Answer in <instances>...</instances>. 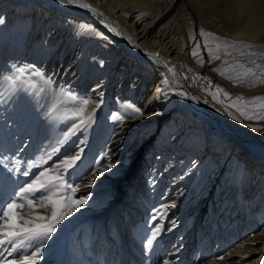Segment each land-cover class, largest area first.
I'll list each match as a JSON object with an SVG mask.
<instances>
[{"label":"bare ground","instance_id":"obj_1","mask_svg":"<svg viewBox=\"0 0 264 264\" xmlns=\"http://www.w3.org/2000/svg\"><path fill=\"white\" fill-rule=\"evenodd\" d=\"M82 4L90 7H82ZM189 10L196 18L206 67L213 70L222 83L220 92L224 101L204 85H197L186 77V71L204 68L202 63L195 65L191 60L193 47L198 46L197 43L192 45V24L187 28L179 18V15L189 16ZM0 19L3 21L0 23V90L8 88L4 78L11 75L13 66H35L51 79V83L45 85L38 77H31L36 84V89L32 90L17 86L21 93L17 97L19 105L0 104V110H4L0 111V122L10 114L24 115L30 111L36 121L34 129L39 130V124L48 119L50 111L60 114L58 112L68 110V117L78 124L79 118L72 115L77 106H72L71 101L62 96L63 89L90 100L85 112L92 114L93 120L79 130L93 133L101 129L98 133L103 134L106 127L108 139L103 151L106 163L94 167L95 171L88 174L87 181L81 183V188L86 190L81 193L103 186L110 189L100 193V197L107 192H114L118 198L128 196L105 209V215L113 211L120 224L118 243L110 241L109 244L110 264L117 258L119 264L144 262L143 246L129 236L135 221L143 215L136 205L147 203L145 194L153 187L160 186L163 190L165 186L166 179L162 175L157 178L156 172L166 160L161 154L168 145L170 162L164 175L169 177L182 167L186 169L162 197V200H172L168 203L170 215L178 218L179 227L177 224L172 228L185 226L197 210L200 217L187 231L186 238L192 234L190 243L183 246V242L179 248L168 249L161 264H190L188 255L193 252V240L199 232L203 234L201 240L207 241V247L212 246L218 236L220 239L227 236L232 227L237 230L234 219L245 214L241 202L248 200L251 192L252 198L264 187V99H257L264 98V83L260 82L264 80V70H260L259 62V57L264 55V0H78L72 4H61L59 0H0ZM201 30L205 35H201ZM209 33L213 35H207ZM255 52L259 54L258 62L239 57L242 53H251L252 57ZM221 65L226 66L219 69ZM27 92L37 93L30 106L23 103L29 102L23 101ZM230 96L232 98L226 100ZM125 102L141 108L144 114L134 118L125 116L123 122L113 121L111 114L121 111ZM109 107L114 109L111 114L107 113ZM146 126H152V130L147 136L150 140H141L142 146L146 149L157 139V149L163 148L151 163L144 161L142 173H133L136 166L119 175L122 171L119 159ZM201 138L204 141L199 148L196 144ZM27 144L19 150L20 156L29 148ZM87 150L85 147L84 152ZM184 156L188 162L180 159ZM109 163L114 167L109 169ZM193 178L198 180L191 189L189 182ZM220 181V191H214ZM156 191L158 189L152 193L155 200L159 194ZM39 201L46 199L42 197ZM190 204L194 205L188 207ZM251 205V208L257 207L255 203ZM206 208L209 211L205 218ZM224 209L228 215L232 210L235 213L230 225L221 226ZM95 213L91 215L100 218L99 213ZM125 215L129 223H124ZM262 230L235 243L223 254L217 252L220 249L217 245L214 257L201 264H239L257 255L264 264V253L254 248L259 243L264 247ZM172 233L174 231L169 229L159 237ZM96 243L101 245L100 240ZM113 247H118L120 255Z\"/></svg>","mask_w":264,"mask_h":264},{"label":"rangeland","instance_id":"obj_2","mask_svg":"<svg viewBox=\"0 0 264 264\" xmlns=\"http://www.w3.org/2000/svg\"><path fill=\"white\" fill-rule=\"evenodd\" d=\"M188 14L189 16L183 17L179 15V18H181V24L187 28L189 26V23L192 24V31L194 33V41L192 42V45L193 43H197L198 46L194 45L193 52L195 51L196 55L191 54V60L195 65H200V63H202V66H204V68L202 71H186V77H189V80L197 85H204L209 90V92L214 94L215 97L220 98L224 101V97L221 95L220 92V85H222V83H220L219 80L216 78L215 72L209 69V67H206L207 62L202 52L203 48L201 44V39H199L196 31V18L190 10L188 11ZM254 55L251 57V53L250 55L249 53H242L239 57L245 56L247 58V61L252 60L255 62H258L259 59H261L259 61L260 70H264V55H261L259 59H256V56H258L259 54L256 53V55ZM224 67H222V65L218 66L219 69H224ZM27 93L28 94L24 96L25 99L22 100L29 101L23 103H25V105L30 106L37 98V93ZM18 96H21V93L16 91V94L13 95L11 99L7 100L6 103L13 106L19 105L17 98ZM231 98V96L227 97L226 100L229 101ZM70 101L72 103V106H77L76 101ZM0 111L4 110L1 109ZM55 111L53 110L49 112V115L47 116L48 119L45 118L39 124V130L34 129L36 121L34 116H31L30 111L28 113H24V115L23 113H19L16 115L14 114V116L10 114V116H7L5 120L0 122V157L5 158V160H11L12 158L18 157L22 162L37 161L41 156H45V153L51 152L52 148H59L58 152L52 154V158L50 160L47 159V157L45 156L46 162L44 164L39 165L38 167L28 169L27 164L22 163L21 172L27 170L29 172V176L27 177L23 176L20 173H17L15 175L7 173V175L12 177V179L0 182V206H6L7 202H10L12 198H15V192L18 191L20 187H23L25 184L30 183L31 180L34 179L40 171H43L46 168L51 169L52 171L50 172V175L53 176L62 173L65 176L66 180L69 183L73 184V186L76 187L77 190L73 192L68 190L67 188H59L56 190V196L53 197V199H59L61 205L70 201L79 200L82 197H88V199L83 205L79 206L75 211H73L71 215H65L64 218L56 225V231L52 234V237L49 238L45 243L40 245V253L39 256L36 257L35 264H110L111 258L109 256V244L110 241L118 243V232L120 230V224L116 220L118 216L116 217L113 211H110L108 212V214L105 215V213H107V210L105 211V209L108 207V205L112 204L113 202L117 201L120 203L121 200H123L124 198H128V196L118 198L117 196H114V192H107L103 196H101V198L98 195L110 189V187L105 188L103 186H100V188H97L94 191L85 192V194L83 193V195L81 193L82 191L86 190L81 188V183H85L87 181L86 178L88 177V174L90 172L95 171L94 167H100L103 163H106L105 159L107 158V156L106 154H104L103 151L105 149V143L108 139V132L106 131V127L105 131H103V134L102 132L101 134L98 133L101 129H99L98 132L92 133V131H88L85 129L79 130L77 128L74 133L69 136L67 141H65L63 145H60L58 142L64 138V134L69 131L75 121L73 120V118L68 117V110H66V112L64 113L58 112L60 114H54L56 113ZM107 111L108 114H111L112 112H114V109L112 107H109ZM167 121H170V119H168ZM186 124L189 125L188 123ZM55 130H58V132L54 133ZM151 130L152 126L144 127L127 146V151H125V153L122 155V158L119 159V162L122 163V171H119V175L123 173V170H133V168L136 166L137 170H135L133 173H142L145 170V168H141L144 164V161L148 160L149 163H151L154 157L157 156L158 151L163 148H160V150L157 149L159 145V143L156 142L157 139H154L153 144H150V146L146 149L145 145L142 146V144L140 143L141 140L148 138L150 140V137L147 136L151 132ZM40 132L42 134H40ZM44 133L46 134L44 135ZM35 135L37 136V138ZM200 137H204V135H201ZM33 139L36 141L32 142ZM165 139L168 138L166 137ZM203 139L204 138L197 139L196 146H199L200 148L203 144ZM81 141H83L84 143H81ZM27 143L30 144L29 148L25 153H23V156H20L21 152H19V150H21ZM44 144L49 147L47 148L45 146L44 148ZM77 146L83 148L81 158L77 161V164L73 169H70L67 173H64L63 169L59 166V162L65 156L74 155L77 151ZM85 147H88L87 152H84ZM169 147V145L165 147V152H162L161 155L164 154V157L166 158L163 159L166 160L160 163L159 170L157 169L156 172L157 178L162 175L166 179V181H164L165 186H163V190H160L162 189L160 186H158L159 188L157 186L153 187L152 189H150L149 194L147 193L145 194L146 197L144 196L145 201L147 200V203H144L143 205H136L137 207H139L140 210L143 211V215L139 218V221H135L134 228L133 230H131V234L129 236L130 239H134L136 243L143 246V249L145 250H143V252L146 253V256L143 257V264H161L164 260V256L168 252V249H171L174 246L176 248H179L180 246H182L183 242L185 243V245L183 246L188 245L192 238L190 237V235L192 234H190L186 238L187 231L191 227L192 222L197 217H200V211L197 210L195 213L190 215V219L188 222H186L185 226L181 228H176L177 233H175L176 229L172 228L178 224L176 223L178 221V218L176 216L174 217L172 213L170 215L171 206L168 205V203L172 202V200H162V197L165 196L164 193L167 191L166 189L169 188L170 184L176 181L177 177L183 176L186 169L182 170L184 168L182 167L179 172L169 177L167 175H164L163 172L168 169L170 162V159H168L171 154V150H168ZM167 152H169V154H166ZM180 159H185V161L187 162L189 161L185 158V156L181 157ZM154 164H156V162ZM5 171L6 170L2 166H0V175L5 174ZM152 171L154 170L152 169L151 172ZM155 180L156 179H153L152 182H155ZM197 180L198 179L193 178L189 182V188L192 189L196 184ZM161 184L163 185V183ZM221 184L222 181L219 182V185H215L216 188L214 189V191H220ZM157 189L158 191H156L155 193L159 194L155 200V195L153 196L152 193ZM47 196L48 191L44 189L29 193L24 199H17V203L20 204L21 207L15 209V211L19 214V216H23L24 220H35L38 216L51 218L53 214V206L48 203L47 199L44 202L39 201L42 197ZM251 196L252 192L251 195H249L248 200H243L244 202H241L240 204V207H243V210L245 211L243 212L245 214L243 216V213L241 212L242 217L240 216L239 218L237 217L236 219H234L236 225L238 224L237 230L232 227L227 236L221 239L218 236L213 240V245L210 246L208 244L207 247V241L201 240V237L203 236L202 232L197 233L195 239L193 240V252L188 255L191 258V261L189 260L190 264H193L194 261H199V264H201L202 262L207 261L211 257H214L213 250L216 249L215 247L217 245H219L220 247L219 251L217 252L223 254L229 249L233 248L235 243L240 242V240L247 238L249 239L251 237L250 235H255L258 233L260 234L263 231L262 229H264V187L261 186L257 194L252 198ZM29 200L32 201V206H29ZM141 201H143V197H141ZM253 203L256 204V208H251V204ZM41 205H47V207H42ZM193 205L194 204H190L188 205V207H191ZM206 209L207 210L203 211V217L205 218L208 215L209 211V208ZM56 210L62 212L63 208L60 207ZM213 210H215V207H213ZM122 211L123 213H126L124 210ZM184 211L180 213H183ZM234 211L235 210H232L229 213V216L227 209H224L222 213L223 218L219 224L221 226L225 224L230 225L231 220L233 221L232 217L234 216ZM95 212L97 214L99 213L98 216L100 218H95L93 215H91ZM121 216L124 215L122 214ZM153 217H155V219H153ZM101 219H103V222ZM124 219L125 223L128 217ZM24 220L17 218V223L23 224ZM126 222L129 223L130 221ZM102 223L103 225H101ZM242 223H245V227L241 229ZM155 225L162 226L163 230L157 235L156 239L153 241L152 247L148 248L147 239L151 237L152 229ZM169 229H172V231H174V234L172 233L170 236L166 235L161 238L159 237L160 235H162V233L167 232ZM101 233H103V235ZM97 240H100L101 245L96 243ZM200 242H202L203 244L200 245ZM38 243L39 241L34 242L33 247H35V244ZM166 243L169 244V246H166ZM254 248L261 249V252L264 253V247H262V244H256ZM114 249L117 254L120 255L118 253V247H113V251ZM0 251L3 250L0 249ZM32 251L33 248H29L27 249V252L13 253L12 255H8L7 251H4V256L8 260L18 261L21 255L29 254ZM257 257L258 255L250 260H243L238 263L246 264L250 262L249 264H262L263 261L258 260ZM119 263L120 261L117 258L114 264Z\"/></svg>","mask_w":264,"mask_h":264},{"label":"snow or ice","instance_id":"obj_3","mask_svg":"<svg viewBox=\"0 0 264 264\" xmlns=\"http://www.w3.org/2000/svg\"><path fill=\"white\" fill-rule=\"evenodd\" d=\"M59 2L61 4H72L77 3L78 0H59ZM81 6L90 7V5L87 4H82ZM2 22V19H0V23ZM201 35H205L203 30H201ZM207 35L213 34L209 33ZM193 55H196L195 51L193 52ZM13 68L14 70L11 75H8L4 78L7 81L8 88L5 90H0V104L6 103L7 100L11 99V97L16 94L17 86H20L26 90L36 89V84L33 82L31 77H38L45 85L51 83V79L46 78L44 73H42L35 66H13ZM248 71H251V69ZM260 82L264 83V80H260ZM61 94L62 96L67 97L69 100L77 102V107L74 108L72 115L79 118V123H73L69 131L64 134V138L58 142L60 145H63L77 128H84L89 125L93 120V115L86 114L85 112L86 106L90 103L89 99L78 98L70 91H65L63 89H61ZM96 107H99V105H96ZM92 111L94 113L95 108ZM143 114L144 113L142 112L141 108L134 104L125 102L121 105V111L112 113L111 119L113 121L123 122L125 116L134 118L136 115ZM81 143L84 142L81 141ZM58 151L59 148L54 147L51 149V152L45 153V156L50 160L52 158V154ZM82 152L83 148L77 146V151L74 155L65 156L60 160L59 166L63 169L64 173H67L70 169H73L76 166L77 161L81 158ZM45 156H41L37 161L26 162H22L18 157L12 158L11 160H5V158L0 157V166L6 170L5 174L0 175V182L12 179V177L8 176L7 173H11L13 175L20 173L23 176H29V172L27 170L21 172L22 163H26L28 169L38 167L39 165L46 162ZM113 167L114 165L111 163L108 164L109 169ZM51 171V169L47 168L43 171H40L30 183L25 184L15 192V198H12L10 202H7L6 206H0V249L3 250L0 251V264H35L36 257H38L40 253V245L52 237V234L56 231V225L64 218L65 215H71L73 211H75L79 206L83 205L87 201L88 197H82L79 200L70 201L61 205L59 199H53V197L56 196V190L59 188H67L73 192L77 189L73 186V184L66 180L62 173L53 176L50 175ZM41 189L48 191V196L45 197V199H47L48 203L53 206L52 217L48 218L44 216H38L35 220H24V217L19 216V214L15 211V209L21 207V205L17 203V199H24L27 194ZM28 204L29 206H32V201L29 200ZM41 206L47 207V205ZM60 207L63 208L62 212L56 210ZM17 218L24 220V223H17ZM153 219H155V217H153ZM162 230V226L160 225L153 226L151 237L147 239L148 248L152 247L153 241ZM37 241H39V243L35 244V247H33L34 242ZM29 248H33V251L29 254L21 255L18 261L8 260L4 256V251H7L8 255H12L13 253L27 252V249Z\"/></svg>","mask_w":264,"mask_h":264}]
</instances>
